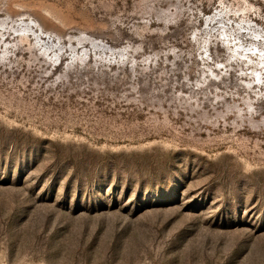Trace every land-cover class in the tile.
Masks as SVG:
<instances>
[{"label":"rangeland","instance_id":"rangeland-1","mask_svg":"<svg viewBox=\"0 0 264 264\" xmlns=\"http://www.w3.org/2000/svg\"><path fill=\"white\" fill-rule=\"evenodd\" d=\"M0 264H264V0H0Z\"/></svg>","mask_w":264,"mask_h":264},{"label":"bare ground","instance_id":"bare-ground-1","mask_svg":"<svg viewBox=\"0 0 264 264\" xmlns=\"http://www.w3.org/2000/svg\"><path fill=\"white\" fill-rule=\"evenodd\" d=\"M21 39V38H20ZM19 48V47H18ZM24 51V50H23Z\"/></svg>","mask_w":264,"mask_h":264}]
</instances>
